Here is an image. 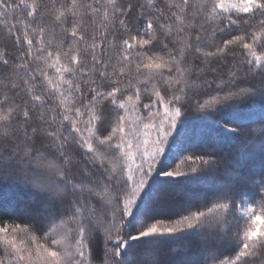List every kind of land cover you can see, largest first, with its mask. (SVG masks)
<instances>
[{
	"label": "snow or ice",
	"instance_id": "snow-or-ice-1",
	"mask_svg": "<svg viewBox=\"0 0 264 264\" xmlns=\"http://www.w3.org/2000/svg\"><path fill=\"white\" fill-rule=\"evenodd\" d=\"M0 29V264H264V0H0Z\"/></svg>",
	"mask_w": 264,
	"mask_h": 264
},
{
	"label": "trees",
	"instance_id": "trees-1",
	"mask_svg": "<svg viewBox=\"0 0 264 264\" xmlns=\"http://www.w3.org/2000/svg\"><path fill=\"white\" fill-rule=\"evenodd\" d=\"M2 31V29H0ZM56 42H59V37H57ZM5 44L4 37L0 35V47H3ZM147 102V99L145 100ZM179 141L177 144L173 145L171 150L166 154L164 157V164L166 165L167 171H175V172H185L187 170V166L184 162V157L187 155L192 154L190 151H182L179 147ZM229 143H236V140L230 139ZM169 179L167 177L160 176L158 178V183L155 185L156 192H164L168 193L171 191V189L176 188L177 186H183L185 190L192 191L191 184H196L201 181H206V177H199V176H193L189 178L185 177H175L172 178L171 183H169ZM9 197H7V193L4 191H0V200L7 203ZM179 207L177 206L174 211H178ZM4 222L8 223L11 222L9 220H5ZM242 223V221H241ZM186 241H172L169 243V247L171 246H182L186 245ZM200 254L197 252V249L195 247H191L190 250L186 253L182 254V258L186 261V264H193L198 258ZM99 258L102 260V253L99 254Z\"/></svg>",
	"mask_w": 264,
	"mask_h": 264
},
{
	"label": "rangeland",
	"instance_id": "rangeland-1",
	"mask_svg": "<svg viewBox=\"0 0 264 264\" xmlns=\"http://www.w3.org/2000/svg\"><path fill=\"white\" fill-rule=\"evenodd\" d=\"M204 182H205V181H201V182H198V183H196V184H191V185H190L191 188H192L191 190H193L194 188H196V187L202 185ZM180 191L189 192V191L185 190L183 186H177L176 188L171 189L170 192H176V193H179ZM168 193H169V192H168ZM166 194H167V193H164V192H156L154 198H159L160 200H164V199L167 198V195H166ZM7 197H8V194H7ZM260 226H264V221H261V222H260ZM189 250H190V248H188V250L185 251L184 253L188 252ZM197 252H199V251L197 250Z\"/></svg>",
	"mask_w": 264,
	"mask_h": 264
}]
</instances>
